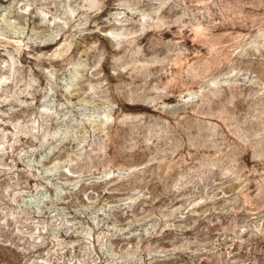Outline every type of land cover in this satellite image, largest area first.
Masks as SVG:
<instances>
[{
  "label": "rangeland",
  "instance_id": "obj_1",
  "mask_svg": "<svg viewBox=\"0 0 264 264\" xmlns=\"http://www.w3.org/2000/svg\"><path fill=\"white\" fill-rule=\"evenodd\" d=\"M0 264H264V0H0Z\"/></svg>",
  "mask_w": 264,
  "mask_h": 264
}]
</instances>
